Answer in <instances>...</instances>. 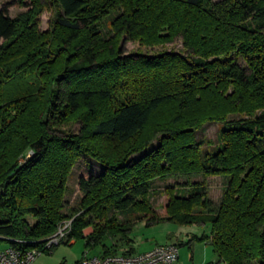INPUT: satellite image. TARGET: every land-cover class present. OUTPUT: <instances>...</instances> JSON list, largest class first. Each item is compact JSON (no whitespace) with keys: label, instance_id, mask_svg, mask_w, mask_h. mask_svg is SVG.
Wrapping results in <instances>:
<instances>
[{"label":"trees","instance_id":"trees-1","mask_svg":"<svg viewBox=\"0 0 264 264\" xmlns=\"http://www.w3.org/2000/svg\"><path fill=\"white\" fill-rule=\"evenodd\" d=\"M48 1L43 32L34 18L45 0H17L29 8L14 17L0 8V248L50 252L65 237L100 245L95 255L135 253L136 222L170 221L209 231L167 243L264 264V0ZM126 39L181 48L124 53ZM211 121L222 123L218 143L202 150L195 132ZM71 122L77 131L62 128ZM83 155L102 170L78 177L71 205ZM212 175L223 178L216 202L191 181ZM169 178L184 182L161 187L160 213L150 192ZM65 219L70 229L46 245Z\"/></svg>","mask_w":264,"mask_h":264},{"label":"rangeland","instance_id":"rangeland-1","mask_svg":"<svg viewBox=\"0 0 264 264\" xmlns=\"http://www.w3.org/2000/svg\"><path fill=\"white\" fill-rule=\"evenodd\" d=\"M16 1L17 0H0V8L5 5L7 7L8 14L11 17L16 16L20 12L26 11L29 8L28 6H24ZM25 1L29 2V0ZM41 2H43V0H41ZM54 10L55 9L50 4V1L45 0V2L42 3L40 12L34 18V23L36 24L38 31H47L52 27ZM120 45L122 52L124 53H131L134 51L156 53L161 50L177 51L181 48V41L179 39H175L173 42L146 46L140 43L138 40L126 39L121 41ZM17 87L18 86L15 85L9 87V89H5V95L8 96L13 93H18ZM79 126V123L71 122L63 125L62 128L66 130L77 131ZM221 126V122L211 121L205 123L203 127L199 128L195 132L196 139L204 140L203 145L201 146L202 150H209L218 143V132ZM156 142L157 141H153L152 144H156ZM134 157L136 158L137 155ZM89 170L99 172L102 170V164L91 156H80L73 165L67 180L65 199L69 201L71 205L76 203V200L80 195L77 185L78 177L83 174L85 175ZM193 180L204 181L208 196L212 198L214 202L219 199L222 193L223 185V178L221 176L212 175L207 176L205 179L202 177H193L191 181ZM176 181L182 183L184 182V179L169 178L165 181H155L154 190H151L150 196L153 206H156L160 213L164 212L163 206L168 199V196L163 192L161 187L167 183L175 184ZM176 192L178 194H182L183 191L176 190ZM68 221L70 220L65 219L62 221L58 229L62 228ZM69 229H65V234ZM208 231V224L180 225L174 222L164 221L152 225H146L144 222L138 221L134 224L131 231L132 246L136 252H142L151 249L156 244L177 242L176 240L184 238L185 233L187 232L200 236L204 233H207ZM60 241L50 252L40 253L34 259L32 264H77L85 251H87L90 255L102 253V247L100 245L95 248H86L84 238L73 239L69 242H66V238L64 237L62 238V241ZM104 242L107 244L106 240H104ZM178 249L179 257L172 264H223L216 262V254L214 253L212 247L206 242L193 241L190 244L183 243L178 245Z\"/></svg>","mask_w":264,"mask_h":264},{"label":"built area","instance_id":"built-area-1","mask_svg":"<svg viewBox=\"0 0 264 264\" xmlns=\"http://www.w3.org/2000/svg\"><path fill=\"white\" fill-rule=\"evenodd\" d=\"M70 228V221L49 238L46 245L57 243L65 235V229ZM40 254L36 248L20 250L6 246L0 248V264H32ZM179 254L178 246L174 243L155 245L149 250L127 254L90 255L83 254L78 264H172Z\"/></svg>","mask_w":264,"mask_h":264},{"label":"crops","instance_id":"crops-1","mask_svg":"<svg viewBox=\"0 0 264 264\" xmlns=\"http://www.w3.org/2000/svg\"><path fill=\"white\" fill-rule=\"evenodd\" d=\"M92 229H91V227H87L85 230H84V233L85 234H88V233H90V231H91ZM190 235H191V233H189V232H187V233H185V237L184 238H181V239H178V240H176L177 242H184V241H186V240H188V238L190 237ZM185 238H187V239H185ZM208 244V243H207ZM179 257V256H178Z\"/></svg>","mask_w":264,"mask_h":264}]
</instances>
